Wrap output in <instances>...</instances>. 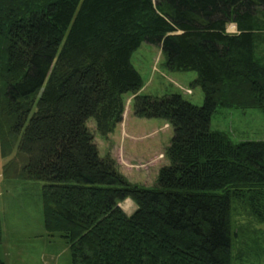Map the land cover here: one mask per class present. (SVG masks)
<instances>
[{
  "label": "trees",
  "instance_id": "trees-1",
  "mask_svg": "<svg viewBox=\"0 0 264 264\" xmlns=\"http://www.w3.org/2000/svg\"><path fill=\"white\" fill-rule=\"evenodd\" d=\"M144 41L170 71L197 73L202 105L139 93ZM261 45L264 0H0L3 178L43 182L46 229L73 264H233L232 201L264 222V140L234 142L211 120L219 107L264 114ZM127 93L136 116L174 127L153 186L102 156L88 125L113 132Z\"/></svg>",
  "mask_w": 264,
  "mask_h": 264
},
{
  "label": "rangeland",
  "instance_id": "rangeland-1",
  "mask_svg": "<svg viewBox=\"0 0 264 264\" xmlns=\"http://www.w3.org/2000/svg\"><path fill=\"white\" fill-rule=\"evenodd\" d=\"M227 30L237 32L236 24H228ZM258 53L264 56V45L259 47ZM132 63L144 81L139 93L161 96L178 92L197 105L203 104L202 88L193 85L197 73L170 71L159 45L144 41L133 52ZM134 96V93L125 94L123 120L110 134L101 135L94 118L88 125L102 156L110 154L132 183L153 186L159 169L169 163L165 150L174 135V127L162 118L136 116ZM211 127L227 132L234 142L264 140V114L259 109L219 107L212 116ZM10 157H0L2 259L6 264H73L66 239L46 229L43 182L3 178V165ZM121 206L128 214L136 209L131 199L123 201ZM232 230L233 264H264V222L238 200L232 201Z\"/></svg>",
  "mask_w": 264,
  "mask_h": 264
},
{
  "label": "clouds",
  "instance_id": "clouds-1",
  "mask_svg": "<svg viewBox=\"0 0 264 264\" xmlns=\"http://www.w3.org/2000/svg\"><path fill=\"white\" fill-rule=\"evenodd\" d=\"M235 29V26H233V30Z\"/></svg>",
  "mask_w": 264,
  "mask_h": 264
},
{
  "label": "crops",
  "instance_id": "crops-1",
  "mask_svg": "<svg viewBox=\"0 0 264 264\" xmlns=\"http://www.w3.org/2000/svg\"><path fill=\"white\" fill-rule=\"evenodd\" d=\"M0 253H1V251H0ZM5 261V260H4Z\"/></svg>",
  "mask_w": 264,
  "mask_h": 264
}]
</instances>
